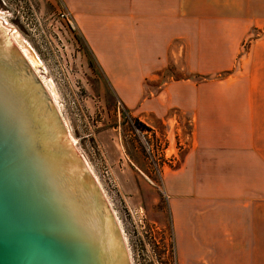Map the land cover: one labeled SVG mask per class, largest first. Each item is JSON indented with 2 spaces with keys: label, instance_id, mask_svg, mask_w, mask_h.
Segmentation results:
<instances>
[{
  "label": "crops",
  "instance_id": "obj_1",
  "mask_svg": "<svg viewBox=\"0 0 264 264\" xmlns=\"http://www.w3.org/2000/svg\"><path fill=\"white\" fill-rule=\"evenodd\" d=\"M137 1L145 10L130 14L141 24L131 31L148 34V41L121 40L120 20L110 26L102 18L78 19L86 46L127 109L138 113L144 81L164 64L168 36L207 37L217 70L230 72L205 83L203 112H195L191 79L161 91L155 103L165 102L162 110L141 109L169 126V108L191 117L192 141L180 167L162 174L178 263L264 264V0ZM122 171L123 192L148 178L130 158Z\"/></svg>",
  "mask_w": 264,
  "mask_h": 264
},
{
  "label": "rangeland",
  "instance_id": "obj_2",
  "mask_svg": "<svg viewBox=\"0 0 264 264\" xmlns=\"http://www.w3.org/2000/svg\"><path fill=\"white\" fill-rule=\"evenodd\" d=\"M141 10H145V2L137 0H0V19L14 25L48 66L64 117L96 166L131 264H179L173 252L175 238L162 174L180 167L192 141L191 117L181 108H169L173 117L169 126L141 109L162 110L165 102L155 103L161 91L168 84L191 79L197 87L195 112H203L205 83L225 79L230 72L217 70L221 63H217L216 54L208 53L207 37L168 36L164 64L143 83L144 98L135 108L142 113L127 109L86 46L78 19L82 14L102 18L110 26L120 20L126 27L121 40L136 37L139 42L148 41V34L131 31L132 24H141L130 14ZM60 12L69 14L74 29L60 20ZM251 41L241 45L242 53ZM148 100L154 104H146ZM129 158L148 178L138 177L139 188L123 192L122 168ZM141 180L147 185L140 187ZM132 181L130 177L128 183Z\"/></svg>",
  "mask_w": 264,
  "mask_h": 264
},
{
  "label": "water",
  "instance_id": "obj_3",
  "mask_svg": "<svg viewBox=\"0 0 264 264\" xmlns=\"http://www.w3.org/2000/svg\"><path fill=\"white\" fill-rule=\"evenodd\" d=\"M53 77L0 19V264H131Z\"/></svg>",
  "mask_w": 264,
  "mask_h": 264
},
{
  "label": "built area",
  "instance_id": "obj_4",
  "mask_svg": "<svg viewBox=\"0 0 264 264\" xmlns=\"http://www.w3.org/2000/svg\"><path fill=\"white\" fill-rule=\"evenodd\" d=\"M58 17L60 18V20L66 22L69 25L67 27L74 29L75 23L73 19H71V17L69 16V14H67V12H60Z\"/></svg>",
  "mask_w": 264,
  "mask_h": 264
},
{
  "label": "trees",
  "instance_id": "obj_5",
  "mask_svg": "<svg viewBox=\"0 0 264 264\" xmlns=\"http://www.w3.org/2000/svg\"><path fill=\"white\" fill-rule=\"evenodd\" d=\"M138 126H142L140 123H138ZM175 249V247H173V250ZM174 252V256H175V260H176V262H177V259H176V257H177V254H176V251L174 250L173 251Z\"/></svg>",
  "mask_w": 264,
  "mask_h": 264
}]
</instances>
